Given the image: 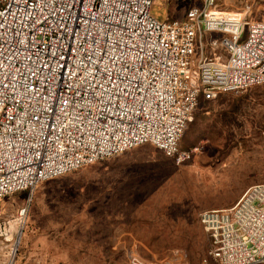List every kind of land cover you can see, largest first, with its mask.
I'll list each match as a JSON object with an SVG mask.
<instances>
[{"label":"built area","instance_id":"built-area-1","mask_svg":"<svg viewBox=\"0 0 264 264\" xmlns=\"http://www.w3.org/2000/svg\"><path fill=\"white\" fill-rule=\"evenodd\" d=\"M155 2L0 0V208L141 145L190 159L198 147L180 143L200 101L264 85V7L201 0L182 19L160 20ZM200 222L218 264H264V182ZM2 236L1 264H12L20 233L0 221ZM126 264L165 263L132 250Z\"/></svg>","mask_w":264,"mask_h":264},{"label":"rangeland","instance_id":"rangeland-1","mask_svg":"<svg viewBox=\"0 0 264 264\" xmlns=\"http://www.w3.org/2000/svg\"><path fill=\"white\" fill-rule=\"evenodd\" d=\"M200 3L156 0L152 14L182 19ZM246 5L256 11L264 1L224 7ZM180 145L198 149L177 162L145 144L5 197L0 221L14 239L20 233L12 264H126L132 250L165 264H218L200 213L264 182V85L201 100ZM9 240L0 237V264Z\"/></svg>","mask_w":264,"mask_h":264}]
</instances>
